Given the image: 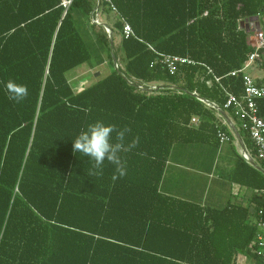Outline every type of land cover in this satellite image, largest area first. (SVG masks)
I'll return each instance as SVG.
<instances>
[{"label": "trees", "instance_id": "1", "mask_svg": "<svg viewBox=\"0 0 264 264\" xmlns=\"http://www.w3.org/2000/svg\"><path fill=\"white\" fill-rule=\"evenodd\" d=\"M97 13L113 43L120 36L123 64L111 61L112 72L90 87L85 77L74 81L76 90L68 73L93 53L75 18L110 50L108 33L92 22ZM253 18L264 30V0H73L67 8L61 0H0V264H236L239 254L263 264L264 162L257 169L236 152L229 180L253 191L246 204L210 207L162 191L175 145L218 147L221 133L235 140L202 99L238 121L255 157L245 124L224 108L225 90L243 94L244 74L231 73L254 50L244 24ZM123 21L134 37L123 36ZM159 54L191 63L172 74ZM255 64L264 87V48ZM10 78L28 87L19 104L7 98ZM258 106L264 118V99ZM97 119L130 127L128 140L140 137L116 181L107 161L102 177H90L89 158L73 151Z\"/></svg>", "mask_w": 264, "mask_h": 264}, {"label": "crops", "instance_id": "2", "mask_svg": "<svg viewBox=\"0 0 264 264\" xmlns=\"http://www.w3.org/2000/svg\"><path fill=\"white\" fill-rule=\"evenodd\" d=\"M95 18H99L100 23H101V25L99 26H103L105 30L106 28L108 29L110 28L106 22L101 20L99 13L96 14ZM89 69L90 71H95L94 73L97 74V78L98 76H100L101 73L98 70L99 66L95 68L90 67ZM227 116L229 118L231 126L229 124L227 125L230 127L231 132L235 136V140L233 142H225V143L219 142V146L215 147L217 150V153L224 151V145H228L230 147V149L227 148L224 152V155H225L224 157L226 160L221 165V168L219 169L220 172L219 173L216 172L217 169L219 168L218 165L215 168L213 167L212 164L210 165L208 163L206 164L204 160H200L198 162L199 164L197 165L196 164L188 165V164H183V163L181 164L180 161L184 159H181L180 161H177V162H175V160H171L172 162L170 163L169 161L167 169H166V173H165L163 184H162V191H164L165 193L171 194V195L176 194V196L178 197L180 196L184 199H188V200L197 202L205 206H210V207H223L227 205L229 202H237V203L246 204L247 201L250 200L253 194L252 190L242 187L236 183H232L229 180L232 171L234 170L236 165L240 162V159L238 158L237 154L242 156V147L235 135L236 132L239 134L238 121H236L229 115ZM241 139L243 140L242 137ZM191 146H193L194 147L193 149H195L193 151V153L195 154H192L193 157H198L199 155L197 154H205V155L209 154L212 156L214 155V150L211 149L207 144H192L190 146H185V147H191ZM182 168H186L187 170L189 169L195 174V178H194L196 181L195 183L200 189L198 194L195 195V192L193 190H190L188 195L184 197L180 195V191H178L177 185L172 184V186L170 187V185L166 184L167 177L173 179L177 172L180 174L178 175V179H181ZM212 188L213 190L211 191ZM236 264H257V263H255L248 256L244 254H239L236 258Z\"/></svg>", "mask_w": 264, "mask_h": 264}, {"label": "rangeland", "instance_id": "3", "mask_svg": "<svg viewBox=\"0 0 264 264\" xmlns=\"http://www.w3.org/2000/svg\"><path fill=\"white\" fill-rule=\"evenodd\" d=\"M100 18L102 21L106 22L108 21L106 19V17L102 16L100 14ZM76 19V23H77V27L79 32L81 33V35L83 36L84 40L86 41V43L90 46V49L92 51V59L91 61H89L88 63L84 64L82 67L77 68L76 70L71 71L70 73H68V77L70 79L71 82L77 81L79 78L82 79L83 77H85L88 81V83H85L84 85L87 87H90L91 85H93L97 80V74H95V71H90V67L92 66H96L99 64V62H103L100 66H99V72L100 74V78H104L107 75H109L112 72V63L114 58L117 60L118 65L122 66L123 61L121 60L123 57V50L121 47V42H120V36L117 34V32L114 34V45L113 48L111 49L110 46V50L106 47H101L99 44H97V39L96 37L93 35H91V31L90 28L88 27L87 23L85 20H83L82 18H80L79 16L75 18ZM111 24V26L113 25L112 22H109ZM245 26L247 27V31L250 33L249 37H248V41L251 43L253 42V36L254 33L259 31L261 29V25L259 23V19L258 18H253L250 19L246 22H244ZM96 32L101 31L100 28L96 27L95 28ZM112 61V63H111ZM94 74V75H93ZM245 74L246 75H250L253 76L255 79L257 77H262L263 74L261 71H259L258 65L257 64H252L251 66H249L246 70H245ZM79 79V80H80ZM79 85V87H77ZM74 87L76 90L80 89V84L78 82H74ZM225 123V121H224ZM185 146H190V145H184V144H178L175 145L173 150H172V154L170 157V163L172 162L171 160H175V162L180 161L181 159H184L182 161H180V163L182 164H188V165H193V164H199L198 162L200 160H204L205 163L207 164H212L213 167H217L218 165V169H217V173L220 172V168L221 165L225 162V155L224 152L227 148L230 149V147L228 145H224V151L217 153L216 148L213 146L211 147L210 145H208L211 149L214 150V155H205V154H197L199 155L198 157H193L192 154L193 151L195 149H193L194 147H185ZM196 148V147H195ZM175 164V163H173ZM208 165V166H209ZM190 167V166H189ZM186 168H182L181 171V179H178V175H180L178 172L175 174L174 178L171 179L169 177H167L166 179V184L170 185V187L172 186V184L177 185L178 187V191H180V195L181 196H187L190 190H193L195 192V195L198 194L199 192V187L197 186V184L195 183V174L190 171L189 169L186 171ZM213 190V188L211 189V191ZM175 194V193H174ZM176 196V194L174 195ZM180 197V196H179ZM182 198V197H181Z\"/></svg>", "mask_w": 264, "mask_h": 264}, {"label": "built area", "instance_id": "4", "mask_svg": "<svg viewBox=\"0 0 264 264\" xmlns=\"http://www.w3.org/2000/svg\"><path fill=\"white\" fill-rule=\"evenodd\" d=\"M62 5L64 7H68L71 5L73 0H61ZM109 1V0H107ZM112 6V10L117 12V9ZM94 24L101 25L99 18H94L92 20ZM124 22V21H123ZM107 33H110V30L106 28ZM123 36L126 39L134 37V31L131 26L124 22L123 25ZM249 45L254 49L253 52L250 54L247 62L244 64L241 70L233 71L231 74L233 76H237L241 73L244 74V89L243 94L241 96H237L234 93H231L225 90L227 101L224 105L225 109H232L235 116L240 119L244 124L245 128H247L249 137L252 141V144L255 149V157L251 155V153L246 149V151H242V156L244 159L249 163L250 158L253 160L264 162V118L260 116L258 100L264 99V87H259L256 84L255 79L253 76L246 75L245 70L255 64L260 57V51L264 48V30L260 29L259 31L254 33L253 42H248ZM161 56V63L164 64L170 71V73L175 72V68L178 64L183 63H191L190 60L185 58H180L177 56H169V55H162ZM210 72H212L210 70ZM216 82H220L219 78H215ZM142 88V87H141ZM156 87H152L155 89ZM193 124L198 123L197 118H193ZM230 137L225 134H220V142L225 143L229 142ZM262 226V224H259ZM260 252L259 255L262 258V262L264 264V233L259 236V243Z\"/></svg>", "mask_w": 264, "mask_h": 264}, {"label": "clouds", "instance_id": "5", "mask_svg": "<svg viewBox=\"0 0 264 264\" xmlns=\"http://www.w3.org/2000/svg\"><path fill=\"white\" fill-rule=\"evenodd\" d=\"M7 98L14 103H21L28 96L27 85L17 83L13 79L4 82ZM87 112L88 109H81ZM130 127H118L116 124L105 123L97 119L87 123L73 139L74 153L88 157L91 168L86 170L90 177H102L104 174L105 161L114 166L112 180L123 178L127 175V161L123 154L132 152L139 147L140 137L135 135L128 140L131 135ZM147 155L146 153H139Z\"/></svg>", "mask_w": 264, "mask_h": 264}, {"label": "water", "instance_id": "6", "mask_svg": "<svg viewBox=\"0 0 264 264\" xmlns=\"http://www.w3.org/2000/svg\"><path fill=\"white\" fill-rule=\"evenodd\" d=\"M109 30H110L109 37H110V39H111V49H112L114 43H113V39H112V31H111L110 28H109ZM113 63H114V65H115V68L118 69V63H117V60H116L115 58H114V60H113ZM141 89H142V88H141ZM202 101L206 102L209 106H211L212 108H214V109L220 114V116L226 121V123L230 125L229 118H228L227 114L224 112V110H222L219 106H217V105L214 104V103L208 102V101H206V100H204V99H202ZM230 126H231V125H230ZM235 135H236L238 141H239L240 144H241L242 151H246L245 146H244V143H243V141H242L240 135H239L237 132L235 133ZM249 164H251V165L254 166L255 168L259 169L257 163H256L255 160H253L252 158H250V160H249Z\"/></svg>", "mask_w": 264, "mask_h": 264}]
</instances>
